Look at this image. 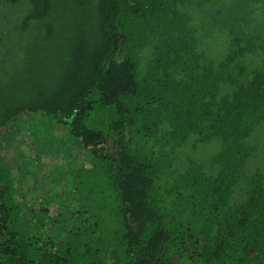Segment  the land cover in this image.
Here are the masks:
<instances>
[{
	"label": "trees",
	"instance_id": "16d2710c",
	"mask_svg": "<svg viewBox=\"0 0 264 264\" xmlns=\"http://www.w3.org/2000/svg\"><path fill=\"white\" fill-rule=\"evenodd\" d=\"M65 2L0 0L14 17L0 138L26 112L92 164L72 171L79 210L51 216L0 156V264H264V173L246 170L264 126V0ZM215 36L222 54L205 49ZM189 144L216 150L179 159Z\"/></svg>",
	"mask_w": 264,
	"mask_h": 264
},
{
	"label": "rangeland",
	"instance_id": "374dc122",
	"mask_svg": "<svg viewBox=\"0 0 264 264\" xmlns=\"http://www.w3.org/2000/svg\"><path fill=\"white\" fill-rule=\"evenodd\" d=\"M59 1H66L65 8L71 5L78 11L76 3H69V1H86L89 7L94 0ZM11 11L17 13L15 10L11 9ZM6 14L9 13L7 11L1 13L0 11V29L3 30L10 28V24L7 23L8 20H14L13 16L9 18L6 17ZM205 49L210 53L222 54L225 51V42L220 36L210 37ZM9 118L27 120L26 122L21 121L19 125L16 124L17 127L12 133L13 136H9L11 140L9 147H6L7 144L2 142L0 138V156L4 158L2 164L11 168L14 178L17 174L20 176L21 180H15L19 184L22 182L25 197L32 203V210L36 212L42 200L49 201L51 216L56 215L57 212L62 213L63 208H70L74 212L79 210L78 205L75 204L72 189L69 187V184L76 181L72 171L87 168L92 164L90 156L82 151L80 141L71 142L63 127L53 126V124L47 123L46 118L43 117L42 119L40 117L34 119L28 117L26 112L13 111L9 114ZM248 143L257 148V153L254 158L252 157L247 161L246 170L248 172L260 170L264 173V126L254 130L248 139ZM47 147L51 150L50 152L46 151ZM215 150L214 147L206 145H201L194 150L189 144L179 152V159L192 156L196 160H205ZM29 162L33 171L26 169L25 164ZM16 166L20 168V171ZM21 167H23L22 171ZM47 231L51 234L52 228L49 227Z\"/></svg>",
	"mask_w": 264,
	"mask_h": 264
}]
</instances>
